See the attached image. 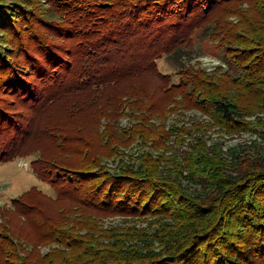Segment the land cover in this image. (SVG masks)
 Segmentation results:
<instances>
[{"label":"trees","instance_id":"1","mask_svg":"<svg viewBox=\"0 0 264 264\" xmlns=\"http://www.w3.org/2000/svg\"><path fill=\"white\" fill-rule=\"evenodd\" d=\"M203 28L228 69L162 72L157 60L191 52ZM171 104L228 127L240 126L243 106L264 107V0H0V161L32 155L53 191L31 187L3 207L0 264H264V159L238 157L227 173L196 144L174 169L213 189L204 195L156 176L149 154L101 167L137 137L164 145L167 133L155 137L163 129L148 120ZM124 107L138 121L127 130L117 126ZM114 216L150 225L101 224ZM14 237L63 249L25 259Z\"/></svg>","mask_w":264,"mask_h":264},{"label":"rangeland","instance_id":"2","mask_svg":"<svg viewBox=\"0 0 264 264\" xmlns=\"http://www.w3.org/2000/svg\"><path fill=\"white\" fill-rule=\"evenodd\" d=\"M240 8L247 9L250 12L248 15L257 16V12L252 10L250 5L241 4ZM230 21L235 23L236 18L230 17ZM208 33L209 30L207 28L195 31L192 36L193 46L191 52L180 49L176 54L161 56L157 60L160 70L164 73H173L179 65H186L188 63L215 75H218L215 71L218 67L225 70L228 69V65L226 66L221 59L222 51L220 47H218L217 42L209 39ZM210 58L219 63H224V66L213 62ZM174 80H176V77H174ZM225 90L229 91V95L233 97V93L235 92L232 88L224 86L223 92ZM246 107H249V113L242 118L240 126L228 127L218 124L208 114L196 108H182L171 104L168 106L169 109L165 114L151 116L148 120V123L155 128L163 129H159L160 131L156 133L155 137L161 132L167 133L164 145H156V138L153 141L152 138L146 141L137 137L127 146H118L114 154L103 157L100 161L101 167L107 172H112L121 164L138 166V158L142 154H149L158 163L156 166V176L176 179L185 188V192L194 195H204L213 189H205L200 182L195 183L185 179L188 176L186 169H183L181 172L182 178L177 177L174 169L175 164L184 166V155L193 150V146L196 144L204 146L206 152L209 154L217 152V155L221 157V160L228 167L227 173L236 172V167H239L238 157H243L247 161L250 159L253 161L263 160L264 107L259 104L243 106V108ZM139 114V112H136L134 115L138 116ZM130 115L131 111L127 107H124L122 115L117 120V126L120 129L127 130L138 122ZM105 122V119L100 121L98 126L99 132L104 129ZM181 131L185 132L181 134ZM177 138L178 140L176 141ZM31 158L32 155L13 158L10 161H0V222L3 207H9L12 198L21 195L31 187H38L41 191L53 197L51 188L46 183L40 181L29 167V160ZM24 164H27V168L24 167ZM242 170L243 168L238 171ZM57 219L61 221L59 216ZM101 224L104 227L121 225L125 227L134 226L140 229L150 225V221L149 219H123L120 216H114L103 218ZM153 226H156V224ZM14 239L16 240V247L20 257H25V259L29 252L36 251L41 257H50L52 253H58L63 249L55 240L50 243L36 245L32 240H26L23 237H14ZM29 243L31 245L34 244L33 247Z\"/></svg>","mask_w":264,"mask_h":264},{"label":"built area","instance_id":"3","mask_svg":"<svg viewBox=\"0 0 264 264\" xmlns=\"http://www.w3.org/2000/svg\"><path fill=\"white\" fill-rule=\"evenodd\" d=\"M210 59H211V58H210ZM211 60H212L213 62H217V61H214L213 59H211ZM218 64L224 66V63H219V62H218ZM24 167L27 168V164H24Z\"/></svg>","mask_w":264,"mask_h":264},{"label":"clouds","instance_id":"4","mask_svg":"<svg viewBox=\"0 0 264 264\" xmlns=\"http://www.w3.org/2000/svg\"><path fill=\"white\" fill-rule=\"evenodd\" d=\"M217 63H218V61H217Z\"/></svg>","mask_w":264,"mask_h":264}]
</instances>
